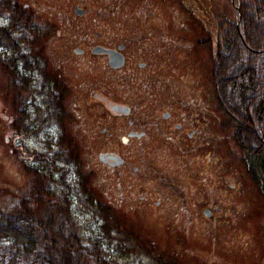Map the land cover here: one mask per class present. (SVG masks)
<instances>
[{
    "label": "flooded vegetation",
    "instance_id": "af4514ba",
    "mask_svg": "<svg viewBox=\"0 0 264 264\" xmlns=\"http://www.w3.org/2000/svg\"><path fill=\"white\" fill-rule=\"evenodd\" d=\"M15 4L32 30L23 62L14 47ZM222 14L213 0H0V92L6 72L11 135L38 148L46 131L59 133L96 197L117 215L137 204L171 222L156 225L179 232L206 210L215 221L218 206L205 204L204 183L221 177L224 129L233 126L212 87L190 72L205 67L204 51L227 22ZM16 61L24 73L17 90ZM62 109L63 118L44 121L49 110L57 117Z\"/></svg>",
    "mask_w": 264,
    "mask_h": 264
},
{
    "label": "trees",
    "instance_id": "16d2710c",
    "mask_svg": "<svg viewBox=\"0 0 264 264\" xmlns=\"http://www.w3.org/2000/svg\"><path fill=\"white\" fill-rule=\"evenodd\" d=\"M236 3L238 27L220 31L211 75L218 104L232 123V138L264 197V0ZM13 19L16 58L23 62V42L32 30H26L23 9L18 4ZM20 69L16 61V90L23 87L24 73ZM3 77L7 91L6 72ZM41 100L48 103V109L50 97L45 94ZM49 111L43 116L46 122L51 116H65L63 109L57 117L54 110ZM40 116L37 118L43 120ZM15 127L23 130L22 124ZM58 134L46 131L39 138L43 147L34 149L21 142L24 152L15 145V137L21 136L11 137L9 152L26 172L30 187L17 206H0V264H121L130 246L122 238L126 234L120 215L96 197L77 153H66L65 138ZM151 259L155 261L149 264H178L168 257L153 255Z\"/></svg>",
    "mask_w": 264,
    "mask_h": 264
},
{
    "label": "rangeland",
    "instance_id": "374dc122",
    "mask_svg": "<svg viewBox=\"0 0 264 264\" xmlns=\"http://www.w3.org/2000/svg\"><path fill=\"white\" fill-rule=\"evenodd\" d=\"M213 2L215 9L225 15L224 20L227 19L223 28L224 26L227 30L237 28L239 10L236 0H213ZM183 17L185 18V15ZM207 20L211 22L212 18ZM175 22H177L176 19ZM175 30H181L179 23L175 25ZM207 32L210 31L207 30ZM219 33L221 34V32ZM246 39L251 45L249 38L246 37ZM214 41L211 42L212 47L210 46L208 51L206 49L204 51L205 67L202 70L190 72V75L196 72L198 79L206 81L215 94L211 68H208L209 60L213 59L214 50H216ZM185 62L190 64L189 59ZM8 99L9 95H7L6 89L2 90L0 92L1 207L10 204L17 206L19 201L26 198L23 195L30 187V179L26 172L14 155L9 152L8 147L13 136L8 128L9 118L6 114ZM232 129L233 127L229 130L224 129L227 137L223 150L228 154V157H225L226 154L223 151L219 164L222 171L221 177H216L215 173L211 172L216 178L209 177L204 183L205 198L207 197L205 204L212 203L218 206L213 212L215 221L208 220L209 216L205 218L203 213H199L194 218V226L189 231L179 232L168 229L164 225H156L159 222L160 224H170L171 222L157 220L150 212L141 211L139 208L134 209L138 206L132 204L129 209L121 210L122 214L120 215L121 229L126 234L122 238L130 246L129 251L125 253L127 257L121 264H149L155 261L151 259L153 255L172 258L178 264H264V197L260 193L261 188H258L257 182L250 176L248 177L239 160V152L237 153L236 144L231 138ZM261 134L263 135V131ZM15 140L19 151L26 150L20 148L21 142L25 143L26 148L34 149V143L29 139L21 136L15 137ZM90 162L87 161V164ZM214 168H211V171H214ZM102 176V173L99 172L98 184H96L98 188L102 186ZM31 183H34V180ZM32 188L31 185V190ZM99 197L101 198V196ZM210 198L213 199L209 200ZM39 199L41 201V197Z\"/></svg>",
    "mask_w": 264,
    "mask_h": 264
},
{
    "label": "water",
    "instance_id": "95a60500",
    "mask_svg": "<svg viewBox=\"0 0 264 264\" xmlns=\"http://www.w3.org/2000/svg\"><path fill=\"white\" fill-rule=\"evenodd\" d=\"M205 214H206V216H210V212L209 211H205Z\"/></svg>",
    "mask_w": 264,
    "mask_h": 264
}]
</instances>
